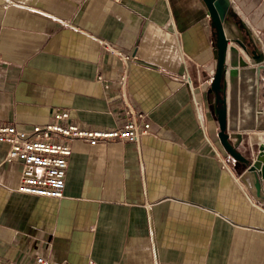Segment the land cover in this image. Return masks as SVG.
Here are the masks:
<instances>
[{"label": "crops", "instance_id": "obj_1", "mask_svg": "<svg viewBox=\"0 0 264 264\" xmlns=\"http://www.w3.org/2000/svg\"><path fill=\"white\" fill-rule=\"evenodd\" d=\"M230 2L264 50V0ZM207 14L202 0H0V125L68 110L110 130L126 103L150 124L137 144L73 141L61 198L18 192L0 143V259L264 264V205L217 138Z\"/></svg>", "mask_w": 264, "mask_h": 264}, {"label": "water", "instance_id": "obj_2", "mask_svg": "<svg viewBox=\"0 0 264 264\" xmlns=\"http://www.w3.org/2000/svg\"><path fill=\"white\" fill-rule=\"evenodd\" d=\"M210 17L216 49V69L207 90L213 98L217 138L238 162L241 182L264 205V50L251 26L230 0H202Z\"/></svg>", "mask_w": 264, "mask_h": 264}, {"label": "built area", "instance_id": "obj_3", "mask_svg": "<svg viewBox=\"0 0 264 264\" xmlns=\"http://www.w3.org/2000/svg\"><path fill=\"white\" fill-rule=\"evenodd\" d=\"M115 52L122 56L120 52ZM124 58L128 60L129 56ZM97 79L100 80V77ZM121 79L124 81L125 77ZM123 113L122 124L110 130L81 128L70 119L68 110H56L49 122L28 129L0 125V143L8 146L4 160L7 163L17 162L21 167L17 191L39 197L61 198L68 160L72 153L71 143L75 140L91 146L111 142L137 144L140 138L149 132L150 124L146 121V115L135 111L127 103ZM199 121L201 124V118ZM0 264L12 263L0 259ZM36 264L71 263H54L37 256ZM85 264L96 263L88 260Z\"/></svg>", "mask_w": 264, "mask_h": 264}]
</instances>
